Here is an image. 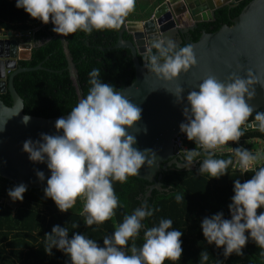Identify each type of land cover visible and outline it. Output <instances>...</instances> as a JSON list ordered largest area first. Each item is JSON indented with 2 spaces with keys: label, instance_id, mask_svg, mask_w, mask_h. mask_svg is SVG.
<instances>
[{
  "label": "clouds",
  "instance_id": "1",
  "mask_svg": "<svg viewBox=\"0 0 264 264\" xmlns=\"http://www.w3.org/2000/svg\"><path fill=\"white\" fill-rule=\"evenodd\" d=\"M135 5L136 0H15V7L44 24L51 22L52 30L65 37L77 31L90 35L94 30H119ZM143 60L148 71L166 81L196 64L190 44L180 47L167 38L153 41L143 53ZM89 77L88 94L66 117L55 121V129L62 130V134L41 133L40 140L27 139L22 145L30 161L46 163L50 170L43 189L45 198H51L61 212L70 210L77 198L82 199L80 214L88 227L103 224L115 215L119 199L113 182L126 183L129 177L138 176V170L146 162L151 163L146 161L150 150L133 147L136 138L127 130L141 119L142 109L113 85L102 82L100 69H92ZM257 81L250 71L247 78L231 73L225 82L209 75L196 86L198 90L188 92L186 97L181 95L182 87L171 92L177 102L185 99L187 102L182 110L187 122L179 125L180 131L205 154L199 160V174L219 178L228 173L232 158L216 159L214 150L228 141H239L243 135L241 126L253 114L246 97L254 96L252 86ZM29 120L24 115L21 122L27 124ZM254 120L259 131L264 132V112H255ZM232 151L240 173L254 174L243 183L234 180V194L228 205L230 218L217 212L200 222L204 240L216 248L222 247L225 259L232 254L242 256L249 239L264 250V210L257 214L258 208L264 209V166L257 169L264 161V154H254L242 147ZM200 156L201 151L193 148L182 159L188 168ZM36 176L41 181L45 179L42 171H37ZM26 190L27 186L20 183L9 189L7 195L14 202L22 201ZM175 200L184 201L183 193H177ZM154 211L147 203L134 209L111 235L103 238L102 245L77 232L69 238L68 228L54 225L45 234L44 251L51 255L55 247L68 256L70 264H165L166 261L176 264L183 252V232L172 228L171 219H161L158 225L145 227L143 221ZM76 227L74 224L73 228ZM142 229L143 243L137 247L134 241ZM130 240L133 243L128 248ZM208 260L209 253L201 251L199 264H207Z\"/></svg>",
  "mask_w": 264,
  "mask_h": 264
},
{
  "label": "trees",
  "instance_id": "2",
  "mask_svg": "<svg viewBox=\"0 0 264 264\" xmlns=\"http://www.w3.org/2000/svg\"><path fill=\"white\" fill-rule=\"evenodd\" d=\"M250 0H242L238 6L229 8L222 6L216 9L214 18L199 24V29L192 32L194 41L198 40L201 30L214 32L222 25H231V19L236 17ZM53 24H44L38 19L31 18L23 9L15 7V0H0V29L16 32H31L30 58L19 60L22 67H35L39 64L42 69L24 71L14 77L16 91L24 101L23 111L27 115L45 118L68 114L78 103L77 90L82 91L83 97L88 94L91 85L88 83L89 72L100 69L102 82L109 83L118 91L129 85L135 78L132 56L126 48H114L119 30L93 31L90 35L81 31L60 36L55 33ZM125 39L131 36L125 32ZM67 42V45L64 41ZM40 42H44L40 44ZM185 44L180 45L183 47ZM68 50L76 65L77 85L73 84L65 50ZM155 51V50H154ZM141 60V56H139ZM0 98L11 105L8 92L0 93ZM264 112V107L253 111L247 121H254L255 112ZM240 141L260 138L264 141V132L258 128L245 129ZM237 146H235L236 148ZM264 154V151H263ZM205 158L201 154L195 162L194 169L169 168L162 172L163 190L153 189L145 200L147 185L150 183L135 176L129 177L126 183L113 182V188L119 199L115 215L103 224L90 227L84 223V201L77 198L75 205L67 212L58 210L51 198H45L43 188H28L23 194L22 201H12L7 191L18 183L0 177V264H70L69 258L55 247L52 254L44 251L46 233H50L54 225L68 228L69 238L73 232L81 233L94 239L102 245L103 238L111 235L115 228L123 222L126 215L142 204L154 209L151 217L143 223L145 227L158 225L161 219H171L172 228L183 232L182 256L176 264H199V253L207 251V264H264V250L260 249L249 239L243 247L242 256L230 255L225 259L222 247L207 244L200 228L201 220L217 212H223L224 218H230L228 205L231 203L233 182L239 179L241 183L250 179L254 174L248 172L236 178L232 173V164L228 173L219 178H209L206 173L199 174L200 161ZM216 159H234V154L214 156ZM264 166V161L257 165ZM183 193L184 201L177 203L175 196ZM5 200V201H2ZM264 209H257L259 214ZM76 224L78 227L73 228ZM247 235V233H246ZM140 247L143 243V229L135 239ZM133 241L128 242V248ZM130 254V253H129ZM165 264H170L166 261Z\"/></svg>",
  "mask_w": 264,
  "mask_h": 264
},
{
  "label": "water",
  "instance_id": "3",
  "mask_svg": "<svg viewBox=\"0 0 264 264\" xmlns=\"http://www.w3.org/2000/svg\"><path fill=\"white\" fill-rule=\"evenodd\" d=\"M193 1L192 6L184 0H176L174 4L167 0L166 8L169 12L164 16L144 22L126 19L113 46L130 51L135 69L134 80L118 91L142 109L141 119L127 130L136 138L133 147L141 151L150 150L146 153V161L151 160V163L146 162L138 170V176H135L150 183L146 188L145 200L153 189L163 190V171L169 168L191 170L195 167L193 162L187 168L183 156L175 154L174 139L181 133L179 125L187 122L182 112L187 104L186 99L177 102L171 93L178 86L184 89L181 95L186 97L188 92L198 90L196 86L209 75L225 82L231 73L247 78L250 71L259 81L252 86L254 96L250 99L246 97V102L253 111L264 107V0H250L231 19V25H222L214 32L202 29L196 41L192 38V32L201 22L208 21L202 20L199 12L206 10L213 17L216 9L238 6L242 0ZM125 32L131 38L125 39ZM150 37L154 39L150 40ZM160 38L171 39L178 46L190 44L196 64L187 72L167 81L148 71L144 67L143 53L151 47L153 41ZM64 43L67 45L66 41ZM32 46L30 37L25 41L18 40L14 38L12 30L0 34V93L8 92L12 101L11 105H7L0 98V177L23 183L28 188L44 189L50 170L46 163L30 161L22 145L27 139L40 140L41 133L62 134V130L55 129L54 124L58 118L66 117L67 114L50 118L28 115L29 122H21L27 114L23 111L24 101L14 87V77L24 71L43 68L41 64L35 67H22L19 64V60L30 58ZM65 54L71 80L77 87L76 65L67 49ZM7 70L11 71L7 73ZM241 127L258 128L255 120L246 121ZM37 171L44 173L43 181L37 178Z\"/></svg>",
  "mask_w": 264,
  "mask_h": 264
},
{
  "label": "built area",
  "instance_id": "4",
  "mask_svg": "<svg viewBox=\"0 0 264 264\" xmlns=\"http://www.w3.org/2000/svg\"><path fill=\"white\" fill-rule=\"evenodd\" d=\"M13 34L16 38H18L20 35H23L22 32H16V31H14ZM30 34H31V32L28 31L27 34L24 36L25 37L30 36ZM262 144H264V141L260 138H251V139L245 140L244 142H241L240 140L236 141V142L228 141L226 145L220 146L214 150V153H215L214 156L233 154L232 149H234L235 146L247 149L254 154L257 152H260L263 154L264 147L262 148ZM174 146L176 149L175 154L180 155V156H183L187 150H190L193 148L197 151H201V154L204 153L203 150L200 149L198 145H195V143L193 141L187 140L185 134L182 132L179 133L175 137ZM232 169L240 172L239 167H238V163H237V158L235 156H234L233 163H232Z\"/></svg>",
  "mask_w": 264,
  "mask_h": 264
},
{
  "label": "rangeland",
  "instance_id": "5",
  "mask_svg": "<svg viewBox=\"0 0 264 264\" xmlns=\"http://www.w3.org/2000/svg\"><path fill=\"white\" fill-rule=\"evenodd\" d=\"M166 1L167 0H136L135 10L132 13H130V15L126 19L129 20V19H132L133 17H135L136 20L138 19V20L144 22V21L150 20L151 18H154V17L157 18V17L164 16V15L168 14V12H169L168 9L166 8ZM177 1L180 2L181 0H177ZM184 1L189 2L193 6V3H194L193 0H184ZM194 8H196V7H194ZM142 11H144V13H141ZM198 14L201 15L202 20H206L210 15V13L206 10L201 11ZM22 34L23 35H20L18 38H16L14 36V34H13V36H14V38H16L18 40H24V38H25L24 35H26L27 32L26 33L23 32ZM153 39H154V37H150V40H153ZM263 147H264V144H262V148ZM232 176L239 178V177H241V173L234 172V173H232ZM2 201H5V200H2Z\"/></svg>",
  "mask_w": 264,
  "mask_h": 264
},
{
  "label": "crops",
  "instance_id": "6",
  "mask_svg": "<svg viewBox=\"0 0 264 264\" xmlns=\"http://www.w3.org/2000/svg\"><path fill=\"white\" fill-rule=\"evenodd\" d=\"M174 4V3H173ZM156 6V5H155ZM141 13H144V11H142ZM209 15V14H208ZM129 20H136L135 19V17H133L132 19H129ZM138 20V19H137ZM206 20H212V17L209 15V17L206 19ZM3 31H6V30H4V29H0V34H2V32ZM28 37H30L31 38V34H30V36H26L25 38H24V40L26 39V38H28Z\"/></svg>",
  "mask_w": 264,
  "mask_h": 264
},
{
  "label": "flooded vegetation",
  "instance_id": "7",
  "mask_svg": "<svg viewBox=\"0 0 264 264\" xmlns=\"http://www.w3.org/2000/svg\"><path fill=\"white\" fill-rule=\"evenodd\" d=\"M214 18V16L212 17V19ZM199 27V26H198ZM196 28V29H199V28ZM196 29H194V31L196 30ZM33 47V46H32ZM79 87V86H78ZM78 92H79V94H78ZM77 95H78V100H77V102L81 99V98H83V95H82V91L80 90V89H78L77 90Z\"/></svg>",
  "mask_w": 264,
  "mask_h": 264
},
{
  "label": "bare ground",
  "instance_id": "8",
  "mask_svg": "<svg viewBox=\"0 0 264 264\" xmlns=\"http://www.w3.org/2000/svg\"><path fill=\"white\" fill-rule=\"evenodd\" d=\"M170 1H171L172 3H173V2H176V0H170Z\"/></svg>",
  "mask_w": 264,
  "mask_h": 264
}]
</instances>
